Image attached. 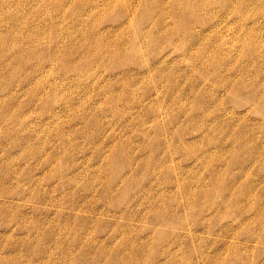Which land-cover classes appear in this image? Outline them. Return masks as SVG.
I'll list each match as a JSON object with an SVG mask.
<instances>
[{"label":"rangeland","instance_id":"1","mask_svg":"<svg viewBox=\"0 0 264 264\" xmlns=\"http://www.w3.org/2000/svg\"><path fill=\"white\" fill-rule=\"evenodd\" d=\"M188 1L0 0V264H264V0Z\"/></svg>","mask_w":264,"mask_h":264},{"label":"bare ground","instance_id":"2","mask_svg":"<svg viewBox=\"0 0 264 264\" xmlns=\"http://www.w3.org/2000/svg\"><path fill=\"white\" fill-rule=\"evenodd\" d=\"M206 1V0H205ZM60 2H61V4L63 5V0H60ZM59 2V3H60ZM71 2V1H70ZM185 2V1H184ZM193 2V1H192ZM191 1H188V0H186V3L187 4H191L192 3ZM195 2V1H194ZM193 2V3H194ZM150 3H152L151 2V0H150ZM155 8V7H154ZM175 8V7H174ZM62 9V8H61ZM189 9V8H188ZM154 11V10H153ZM186 11V10H185ZM185 13V12H184ZM191 13V12H190ZM162 13H160V15H161ZM164 14H162L161 15V17L163 16ZM187 17H188V20H189V18L191 17V15L190 14H188L187 15ZM52 19H54L53 17H51ZM192 18V17H191ZM164 20V19H163ZM161 23V22H160ZM192 23V22H191ZM190 25V24H189ZM188 24L186 25V27L184 28V32H185V34H187L191 39L193 38L192 37V31H191V26H189ZM54 26V25H53ZM161 26V25H160ZM51 27V26H50ZM175 31V30H174ZM104 32V31H103ZM170 32H173V31H170ZM105 33V32H104ZM52 35V34H51ZM102 35V34H101ZM98 37V36H97ZM165 37V36H164ZM50 38L51 37H48V39L50 40ZM90 39V38H89ZM94 39V38H93ZM97 39V38H96ZM89 41V40H88ZM92 41V40H91ZM95 41V40H94ZM124 41V40H123ZM50 42V44H51V41H49ZM106 42V41H105ZM101 43V42H100ZM118 43V45H120V43L119 42H117ZM34 44V43H33ZM90 44V43H89ZM106 44V43H105ZM38 46H40L39 44H37ZM36 45V46H37ZM87 46V45H86ZM106 46V45H105ZM104 46V47H105ZM33 47H35V46H33ZM32 46H31V50L29 49V52H28V54H29V56H31V55H33V53L36 51V48L34 49ZM89 48V47H88ZM97 48V47H96ZM49 50V49H48ZM74 50V49H73ZM73 50H67V49H65V51L64 52H60L59 53V55L61 54V53H68V55L69 54H71V52L73 51ZM86 50V49H85ZM100 50V49H99ZM87 51V50H86ZM85 51V52H86ZM97 51V50H96ZM19 52V51H18ZM52 52H54V51H52ZM98 52V51H97ZM104 52H105V50H104ZM73 53V52H72ZM63 54V55H64ZM76 54V53H75ZM88 54V53H87ZM92 54H93V52H92ZM99 54H100V52H99ZM86 54L83 52V56H85ZM96 55H97V53H96ZM95 55V56H96ZM92 56V55H91ZM94 56V55H93ZM87 59V58H86ZM90 59V58H89ZM87 61V60H86ZM39 65V64H38ZM42 65V64H41ZM41 65H39V66H41ZM243 91V90H242ZM251 91V90H250ZM254 91V90H253ZM252 93V92H251ZM254 93V92H253ZM250 95V94H249ZM252 95V94H251ZM257 95V94H256ZM255 96V95H254ZM249 97V96H248ZM253 98V97H252ZM262 98H263V96H262ZM249 100H250V98H249ZM252 100V99H251ZM263 103H264V100L262 101ZM259 104H261V103H259ZM264 105V104H263ZM262 104H261V107L263 106ZM257 106H258V104H257ZM259 107V106H258ZM262 110H264L263 108H262ZM200 128V127H199ZM210 164V163H209ZM208 168H209V166H208ZM212 168V167H211ZM111 179V178H110ZM109 182V181H108ZM79 183V182H78ZM107 183V182H106ZM99 184V183H98ZM108 187V186H107ZM104 189H105V187H104ZM109 191V190H108ZM103 192H101V194H102ZM107 195V194H106ZM43 236V235H42Z\"/></svg>","mask_w":264,"mask_h":264}]
</instances>
